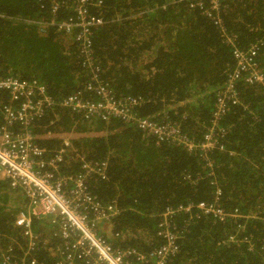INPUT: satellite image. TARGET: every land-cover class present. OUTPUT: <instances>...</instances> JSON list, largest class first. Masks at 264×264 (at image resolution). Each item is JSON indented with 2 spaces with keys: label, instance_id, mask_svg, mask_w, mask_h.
<instances>
[{
  "label": "trees",
  "instance_id": "obj_1",
  "mask_svg": "<svg viewBox=\"0 0 264 264\" xmlns=\"http://www.w3.org/2000/svg\"><path fill=\"white\" fill-rule=\"evenodd\" d=\"M189 2L103 0L89 7L104 23L93 30V64L88 66L74 35L59 29L67 11L60 10L51 24L47 1L0 0L4 15L0 17V73L37 80L56 100L81 93L84 99L96 101L95 69L114 96L144 100L138 108L140 117L177 123L196 139L202 138V126L211 117L216 92L232 83L241 104L232 105L222 122L230 127L224 142L234 154L215 151L208 156L223 188L221 205L226 210L264 213V44L257 67L262 81L247 82L248 72L229 81L236 68L230 45L213 19ZM222 18L239 47L264 41V0L229 1ZM3 97L9 102L8 95ZM1 119L0 114V124ZM64 133L74 135L61 171L82 173L76 152L86 159L107 161V179L92 181L89 188L118 211L112 229L120 234L108 236L115 248L155 247L159 244L154 237L157 213L169 205L214 198V178L207 176L199 155L144 138L135 122L83 119L59 104L33 122L35 141L48 156L57 154ZM186 173H192L194 180L185 179ZM26 205L22 191L0 179V232L17 260L26 254L27 243L25 229L15 225V217ZM49 219L32 221L38 243L29 253L40 264L57 260L48 250L60 244ZM196 221L184 232L174 264H263L264 226L258 220L247 229L256 241L252 251L222 242L233 223L208 215Z\"/></svg>",
  "mask_w": 264,
  "mask_h": 264
},
{
  "label": "built area",
  "instance_id": "obj_2",
  "mask_svg": "<svg viewBox=\"0 0 264 264\" xmlns=\"http://www.w3.org/2000/svg\"><path fill=\"white\" fill-rule=\"evenodd\" d=\"M49 3L50 22L56 23L55 16L60 10L67 11L68 18L58 24L59 29L74 35V41L81 46L83 64L92 66L93 30L104 22L101 17L92 15L89 7L99 6L103 0H40ZM229 1L236 0H190L189 6L213 19L220 28L224 40L230 45L235 59V71L229 81L235 80L241 72H248L246 81L258 83L262 76L258 70V56L263 39L251 42L247 47H239L235 37L227 33L222 18ZM4 16L0 12V17ZM94 90L99 95L96 101L84 99L81 93H71L59 100L54 99L46 85L37 80L18 75L0 73V179L7 180L19 188L26 207L16 214L15 225L25 229L26 254L17 260L10 255L4 234L0 232V264H40L30 257L38 243L33 229V218L50 217L54 234L60 244L48 250L57 260L53 264H174L180 253L184 232L202 216H212L221 223L231 222L234 228L224 237L223 243L245 245L250 251L256 247L254 234L247 232L254 220L264 226V213L242 212L239 208L226 210L220 203L223 188L216 178L209 152L228 151L224 138L230 131L229 125L222 122L232 105H240L241 98L228 83L218 89L214 99L211 117L203 124L202 138L190 136L174 122H157L150 116L140 117L138 108L144 100L140 97L114 96L111 88L99 80L95 69ZM8 95L9 102L3 100ZM59 104L79 114L83 119H121L135 122L143 137L158 143L180 146L202 158L207 176L214 186V198L209 201H190L166 207L160 214V221L154 233L159 244L144 250L138 247L115 248L108 236L113 233L112 219L118 211L111 203H104L89 188L92 181L107 179V161L86 159L76 152L82 173L79 175L60 170L68 148H72L73 133L63 134V143L56 155L48 156L46 149L39 146L33 134V122L42 117L44 111ZM167 119V118H165ZM184 178L194 180L192 173ZM179 218L184 219L179 222ZM264 249V246H263ZM264 264V250L262 251ZM28 255V257H27Z\"/></svg>",
  "mask_w": 264,
  "mask_h": 264
},
{
  "label": "clouds",
  "instance_id": "obj_3",
  "mask_svg": "<svg viewBox=\"0 0 264 264\" xmlns=\"http://www.w3.org/2000/svg\"><path fill=\"white\" fill-rule=\"evenodd\" d=\"M170 206V205H169ZM168 207V206H167ZM162 212H160V213H157V216H160V214H161ZM159 221H160V218H159Z\"/></svg>",
  "mask_w": 264,
  "mask_h": 264
},
{
  "label": "rangeland",
  "instance_id": "obj_4",
  "mask_svg": "<svg viewBox=\"0 0 264 264\" xmlns=\"http://www.w3.org/2000/svg\"><path fill=\"white\" fill-rule=\"evenodd\" d=\"M71 134V133H70Z\"/></svg>",
  "mask_w": 264,
  "mask_h": 264
}]
</instances>
